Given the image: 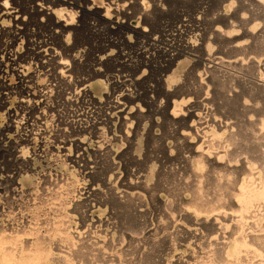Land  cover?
<instances>
[{"label": "rangeland", "instance_id": "374dc122", "mask_svg": "<svg viewBox=\"0 0 264 264\" xmlns=\"http://www.w3.org/2000/svg\"><path fill=\"white\" fill-rule=\"evenodd\" d=\"M165 2L167 10L171 12V14L166 15L163 19L164 21H167L168 18L170 19L173 13L175 16V12H189L193 13V16L196 14L201 15V26L207 27L209 31H212V33L215 34H210V37L212 35L211 39L214 38L212 39L213 41L211 40L212 45H210V47H212H204L205 51L202 54H191L186 60H184L185 62L180 65L176 62L175 64H172V66L171 64L169 66L168 62L170 61V57L168 58V55H165V52L162 51L168 48V45H166L165 42H154L144 37L138 38L137 40V38L134 37V43L127 41L128 43L130 42L128 45L121 40L120 32H117V30H114L111 26L109 27L106 24L96 22V26L91 27L92 32H88L87 38L84 40L85 46L88 48L92 47L91 49H93L89 55L85 56L84 61L87 63H94V58L97 57V54L98 56L103 54L107 55L111 49L113 50V60L116 63V66L106 72V77L109 76L108 78L111 79L110 81H114L112 85H109L108 96L105 93L103 94V98L93 97L95 94L86 86L88 81L84 80V78H87L90 73L85 71H81V73H76L72 76H67L66 80H60L50 74L51 77L49 75L42 83L41 87L46 86L43 89L44 91H48L51 88L50 92H46L47 94L44 92V98L48 99L50 103L55 105V113L58 114V116L60 115L64 117L74 114V111L79 113L82 110H86V113L88 110H92V112H89V114L87 113V115H90L93 119L105 117L107 112L110 111L107 107L116 101L114 97L120 95L119 93L124 92L126 94L130 93L131 95L132 93L136 95L135 100L127 102V107L122 114H119L118 110H115L116 112L114 111L115 114L120 117L117 119L115 115L112 122L113 132H108V134L106 133L107 135H101L98 132H96V134L93 132L85 133L87 137L84 146L87 152L84 159L86 160H81L78 163L79 165H77L70 159L71 156L72 158L76 157V154L79 153L74 150V148L70 157L65 156L64 151L59 152L54 148L56 144L53 143L52 136L57 128V120L53 121L50 128H47L40 123L30 125L29 128L31 129L32 126V128H34V133L37 132L35 135L38 136V139L41 140L44 145H49L46 152L42 153L43 161L37 162L38 164H36L35 170L32 171L33 173L37 172L34 174L33 183L30 184H22L23 182L20 179L22 171L18 173L20 177L17 175L18 178H13L17 181L15 183L13 181L11 182L12 177L9 175L14 171H18H12L13 164H15L14 161H16L14 156L15 152L14 150L9 149L12 152L7 151L5 155L0 153V162H4V158L5 161L10 159L6 164L8 167L2 165L4 170L2 169L0 171V179L1 177H10L9 183H5V180L0 181L1 184L4 183L5 185L3 186L0 184V232H4L3 230H5V233L7 234L12 233V235H16L19 240L17 242L19 250L22 246L25 247L28 245L27 248H29V245L36 235L33 234L35 233L34 230L40 228L41 231H45L43 229H47L48 227V229L50 228L48 233H54V241L51 245L53 251L56 252L55 254L51 253L52 256L68 255L72 249H77L83 242H85L95 248V250L91 251L92 253H99L102 260H104L101 261L104 263H101L100 261L94 262V259H91L92 262H90L91 260L88 259L85 263L83 261L70 264H145L143 262V257L145 256L150 257V259L152 258L155 261V264H193V262H195L193 259L194 257H197L199 260L206 258L209 259V251H207L209 250V247L211 248L217 242L219 243L225 240L227 232L230 233L231 228H234L237 225L238 216L236 212L234 213L228 210L226 214H219L216 211H213L207 216L204 213L198 215L197 213H192L193 216H189V211L194 210L190 209L186 212L182 202L187 203L189 201L192 197L191 187L198 181V174L196 175L197 172L194 171L192 165L194 162L192 159H194V157H201L203 162H206H204L206 165L203 162L201 164L204 166L205 173H208L210 165L213 164L215 166L219 165L223 167L222 165L226 162L228 166L241 167V164L243 165L247 162L246 153H242L239 156V162L233 161L227 163L226 157L221 158L225 150L231 149L233 146L228 145L227 142H222L223 140L218 137L215 138L207 127L213 123L212 121H214L215 118L217 121L219 120L222 122L223 125L226 123H232V118L227 119L224 115L230 113L226 110L230 109L229 111H233L235 105H232L227 109H220L217 102L215 103V101L212 100L209 101V99L210 97L211 99L214 98L212 95H215V92H224L223 90H226L225 92L234 95L236 91L241 92L252 85H264V50L259 47V49L262 50L261 52L259 49L252 48L253 44H255L253 37L257 36L259 39L264 37V3H262L261 0H193L192 3L189 4H178L176 1H173L172 3L171 0H169V2L166 0ZM22 3H25L24 5H30L27 0H23ZM172 6L173 8H171ZM221 13H223L224 16H222ZM198 15L194 17H197ZM131 23H133L132 25H136L138 24V20L134 18L131 20ZM140 25L143 26L142 22ZM218 27L224 29V31L227 30L225 31L226 34L224 33L225 35H222L223 37H219L220 35L214 33L215 28ZM216 36H218V38ZM169 37L173 39L171 40ZM167 38L170 40H168V44L177 41V39L175 40V38L171 36H167ZM219 38L222 41L225 39L224 42H226V44L224 43L222 45ZM231 40V43H227V41L230 42ZM239 42L242 45L239 44ZM250 44L251 46H249ZM117 47L121 49L119 50ZM256 50L258 51V54ZM218 51H220V53L222 51L221 56ZM124 52L127 53L125 54ZM137 60H139L138 62L144 60L145 63L144 66L139 69L140 71L137 70L135 72L130 69V65L138 63L136 62ZM202 61L204 62L201 64ZM125 65H128V67ZM162 65H167V67H163ZM253 65L254 67H251ZM193 66L195 67L194 70L191 69ZM118 67H121L122 69ZM164 69L168 71H163ZM192 70L193 72H191ZM188 71L193 77L196 76V79L194 77L193 83L189 84L190 91L188 90L186 93V90L189 88L186 86V88H180L179 83L182 79L188 78L190 75ZM172 72L178 74L182 79L177 77V81L179 82L174 81L173 83L172 81L173 85L170 83V87L166 79L169 74H172ZM182 72L183 75L181 76ZM185 73L187 75H185ZM219 74L220 76H218ZM210 75L212 77L216 75L213 79L218 76L223 80L224 85L220 83L222 80L218 83L217 81H219V79H216L217 81H215ZM138 76H142L139 79V82L137 79ZM129 79L132 83H129L131 82ZM122 80H128L125 82L127 84H124ZM209 81H212V83ZM219 84L223 85V87ZM192 87L197 91L193 90ZM180 89L181 91L184 90L181 92L179 91ZM216 89H218V91ZM185 94L187 95L185 96ZM130 95H127L128 98H131ZM250 100L252 102H250ZM253 101L254 99L252 100L250 97V103L246 102V104L251 105ZM239 106L236 105V107L241 109L242 104L239 103ZM259 106H261V102ZM259 109L260 108H256L255 111L250 112L247 115L250 116V114H253L251 118L257 119L259 116L256 114L260 112ZM243 119H245V117H243ZM207 129L209 132H207ZM97 135H100V137ZM113 136H115L116 140ZM132 138L135 139L133 140ZM133 141L135 143H133ZM107 149L112 151L109 152ZM197 155L198 157H196ZM102 158H104V161ZM105 159H108V161L112 163H110L112 166L115 165L113 170H105V172L107 171V174H105L106 176L111 173H114V175L116 174L115 177H113L114 180L112 183L117 190H120V186L123 184L121 181L126 182V179H134L135 181L141 179L139 182H146H141V187L143 188L139 186L140 188L137 187L136 189H132L134 193H141L142 203H145H143V205L147 210L146 216L144 215V218H141L142 222L145 223L142 225L143 229L141 228V233L140 230L138 231L139 234H132L129 231H126V236L119 237V233L114 232L113 229L115 225L114 222H117L118 219H114L110 216V207L100 205L88 209L85 206L87 202L95 203L96 200L99 201L97 196H95L97 194L94 188L102 183L100 177L103 179L105 175H101V173L99 174V172L96 171L107 164L108 161H105ZM80 163L83 164L86 169H83L84 166L80 167ZM220 163L222 165H220ZM96 165H99L97 169L95 168ZM123 167L124 169H122ZM90 172H92V174ZM94 172L97 175L93 174ZM224 173L225 171H220L214 172L213 174L223 181L227 180L223 176ZM244 174L241 178H244ZM93 175L97 177L95 178ZM121 178H123V180ZM200 182L201 184H209L207 176L202 177ZM13 187H17V189L14 190ZM6 188H8L9 191ZM24 189L26 192L23 191ZM5 190L7 191L5 192ZM92 190H94V192H92ZM146 190H150V193ZM13 192L15 194H13ZM90 192L91 195H89ZM10 195L12 196V200ZM208 195L209 198H212V194ZM87 196L88 199H86ZM186 199H188L187 202H185ZM20 201H22V203ZM166 202L175 203L169 205L170 203L168 204ZM175 204H178L179 206L177 205L176 207ZM8 205H11V207ZM37 205H41V208L44 209L42 214L38 216L39 218L37 217V219H34V217H36L35 209ZM77 205L83 209L81 210ZM161 205H163L162 207L164 209ZM170 206L172 207L170 208ZM85 207L88 212L87 219H89L88 221H85L86 225L83 223L84 221L80 214L81 211L85 210ZM174 208L175 210H172ZM107 209H109V211H107ZM160 209H163V212ZM169 209L171 211H169ZM75 210H78L79 212ZM160 211L162 212V215L160 214ZM215 214L218 215L215 216ZM201 218L206 219V222L211 221L210 223H215L216 226H214L215 228L213 232L206 229L207 227L204 226L205 220H202ZM57 221L60 227L67 228V231L70 233L74 232V235H72L74 236L75 244L69 246L68 241L60 242L59 239L57 240L60 234L56 233L57 227H59L58 224L55 223ZM95 221L98 222L96 223ZM201 221L204 222L202 223ZM36 223H40L41 225L38 227ZM224 223L231 224L232 226L230 225V229L228 227L225 228ZM235 223L236 225L234 226ZM49 225L54 228V231ZM244 228H246V231H249L250 229L249 225L244 226ZM75 236L77 237L75 238ZM27 239H29L28 242ZM60 244L62 245L57 247ZM106 244L108 246H106ZM96 247L99 252L96 251ZM253 259L254 264L263 261V258L260 256H255Z\"/></svg>", "mask_w": 264, "mask_h": 264}, {"label": "bare ground", "instance_id": "6f19581e", "mask_svg": "<svg viewBox=\"0 0 264 264\" xmlns=\"http://www.w3.org/2000/svg\"><path fill=\"white\" fill-rule=\"evenodd\" d=\"M22 1L7 0V3H5V0H0V153L2 155H5L7 151L14 150L15 152L14 156L16 161H14L15 164H13L12 171L13 170H18V171H14L12 172L11 175H9L12 177L11 182L13 181L14 183L17 180H14L13 178L17 177V175L19 176L18 173H20L21 171L22 172L20 174L21 175L20 179L23 182L22 184L33 183L34 174H36L37 171L35 173H33L32 171L35 170L36 164H38L37 162L43 161L42 153L46 152V149L49 148V145H44V143L38 139V136L35 135V133L37 132L34 133V128H32L31 126L30 129L29 128L30 125H34V123H40L43 126L45 125L47 128H50L52 126L53 121L57 120L58 121L57 128L56 129L54 128L55 133L53 132V136H52V141L53 143L56 144L54 148L59 152L64 151V154L67 157H70L72 155L74 148V150L78 151L79 153L76 154V157L72 158L71 156L70 159L72 162H75V164L79 165L78 163L84 159L85 154L87 152L84 146L85 139L87 137L85 133L93 132L96 134V132H98L101 135H104L106 133L108 134V132H113L112 122L116 115L115 110H118L119 114L120 113L122 114L127 107L126 106L127 102L130 101L132 102L133 100L136 99V95L132 93L131 95L130 93H128L131 96V98L130 97L128 98L127 96L128 94L124 92L119 93L120 95H117L118 94L117 93L115 94L117 95V97H114L116 101H114L110 106H108L109 108L107 107V109H110V111L108 110L109 112H107L105 117H98L96 119H93L90 115H87V113L88 114L89 112L91 113L92 110H88L87 113L86 110H82L79 113L74 111V114L68 115L66 117L60 115L58 116V114L55 113L56 111L55 105L53 103H50L48 99L44 98V92L45 93L48 91L50 92L51 88L48 91H44L43 89L46 86L41 87V85L50 74L55 76L56 78H59L60 80H66L67 76H72L75 75L76 73H81V71L90 73L87 78H84V80L88 81L86 86L89 87L95 94V95L91 94L93 95V97L103 98V94L106 93L107 95L109 85H112V83L114 82V81H110L111 79L108 78L109 76L106 77L107 70H111L116 66V63L113 60V54H114L113 50L111 49V51L107 55L103 54L98 56L97 54V57L94 58L95 59L94 63H87L84 61L85 56L89 55L93 50L91 49L92 47L88 48L87 46H85L84 40L87 38L88 32H92L91 27H95L96 22L106 24L109 27L111 26L114 30L120 32L122 38L120 39L128 45L130 44V42H133L134 37H136L137 40L138 38L144 37L154 42H158V41L163 43L165 42V44L168 45V48L162 51L165 52V55H168V58L170 57V61L168 62L169 66L170 64L172 66V64H175L176 62L178 65L182 64L183 62H185L184 60H186L193 53L202 54L205 51L204 49L206 47H210V45H212L211 40L214 39V38L211 39L212 35L210 37V34H213L212 31H209L207 27L201 26V21H202L201 15L196 14L198 16L194 17L196 15L193 16V13L175 12V16L173 13L170 19L168 18L167 21H164L163 19L165 18V16L171 14V12L167 10L166 2H165L166 0H27L30 3V5H24L25 3L23 4ZM171 1L172 3L173 1H176L178 2V4L179 3L189 4L192 3L193 0H171ZM167 2H169V0H167ZM171 8H173V6ZM221 15L224 16L223 13H221ZM134 18L138 20V24L136 25H132L133 23H131V20ZM141 22L143 26L140 25ZM225 31L224 29L218 27L215 28L214 33L220 35L219 37H223L222 35L226 34ZM167 36L174 37L175 40L177 39V41L168 44L169 39L167 38ZM216 37L218 38V36ZM253 38L255 44H253L252 48L259 49L260 47L262 50H264V37H262L261 39H259L257 36ZM127 41L130 42L128 43ZM224 41L220 39L222 45L224 43L226 44V42ZM231 42L232 40L230 42L227 41V43H231ZM239 44L241 43L239 42ZM249 46H251V44ZM218 52L220 53V51ZM65 61H67V63H65ZM138 61L139 60H137L136 62ZM203 62L204 61H202L201 64ZM144 63L145 61L141 60L136 64L130 65L131 66L130 69L135 72L137 70L140 71L139 69L142 68V66H144ZM125 66L128 67V65ZM163 67H167V65ZM251 67H254V65ZM194 68L195 67L193 66V68L191 69L194 70ZM193 70L191 72H193ZM163 71H168V70L164 69ZM182 75L183 72L181 76ZM185 75L187 74L185 73ZM189 76L188 78L184 77L185 79H182L180 78V76H178V74L172 72V74H169L167 76L166 80L170 86V83H172V81L174 83V81L178 80L177 77L182 79L181 82L179 83L180 88L185 86L189 88L187 90L185 89L187 93L188 90L190 91L189 84L193 83L194 77L196 79V76L193 77L191 73ZM218 76H220V74ZM141 77L142 76L137 77L138 82ZM210 77L212 76L210 75ZM217 77L213 80L217 81L216 79H219V81H217L219 83L220 80L222 79ZM122 81L124 82V84H127L125 82H127L128 80H122ZM129 81L131 80L129 79ZM212 81L209 82L212 83ZM129 83H132V81ZM173 83L171 85H173ZM220 83L224 85L223 80ZM221 84L219 85L223 87V85ZM247 89L241 92L236 91L234 95L225 92L226 90H223L224 92H222L221 89L220 90L221 92H217V93L215 92L214 93L215 95H212L214 96L213 99H211V97L209 99V101L212 100L215 101V103L217 102L218 105L220 106V109L221 108L227 109L230 106L235 105L233 111H229L230 109L226 110L227 112L230 113L224 115L227 119L232 118L231 121L232 123H226L225 125H223L222 122H220L219 120L217 121V119L215 118L216 120L214 119V121H212L213 123L207 127L210 133L215 138L218 137L219 139L223 140L222 142H227L228 145L233 146L231 149L227 148L228 150H225L221 158L226 157L227 163L233 161L239 162L240 161L239 156L242 153H246L247 162H245V164L243 165L241 164V167L228 166L226 162L224 163L226 165L224 164L222 165L220 163V165H222L223 167L219 166L218 164H217L218 166H215L213 164L210 165L208 169L209 171L208 173L206 172L207 173L206 174L204 172V166L201 165L203 159H201V157L200 158L194 157V159H192L194 161L192 164L194 167L193 169L194 171L197 172L196 175L198 174L197 175L198 181L197 183H194L193 186L191 187L192 197L190 199L188 198L189 201L188 199H186L185 202L188 201L187 203L182 202L186 212H188L190 209L194 210V211L190 210L188 215L191 216L192 213H197V215L204 213L207 216L213 211H216L219 214L220 213L226 214L227 211L230 210L234 213L236 212L238 216L237 225L236 223L234 224V226L236 225L237 227L233 226L234 228H231V232L230 233L227 232L225 240L219 243L217 242L211 248L209 247V250H207L209 251V255H208L209 259L206 258L199 260L197 257H194L193 259L195 262H193V264H254L253 257L255 256H260L263 258V261L257 264H264V103H263L264 85L256 84V86L252 85ZM216 90L218 91V89ZM179 91H181V89ZM186 95L187 94H185V96ZM250 97L252 98V100L254 99L251 105L246 104V102H249ZM250 102L252 101L250 100ZM260 102H261V106H259ZM239 103L242 104L241 109L236 107V105L239 106ZM256 108H260L259 109L260 112L258 114L255 113L256 115L259 116V118L252 119L251 116L253 114H250V116H248L247 114L255 111ZM69 117L71 118L68 119ZM116 117L118 119L120 116L118 117L116 115ZM243 117H245V119H243ZM208 129L207 132H209ZM97 136L100 137V135ZM113 137L115 139V136ZM133 143L135 142L133 141ZM196 157H198V155ZM102 159L104 161V158ZM9 160L5 161L4 158V162L3 161L0 162V171L5 167L4 165H6ZM105 161H108V159H105ZM110 163L111 162L108 161L107 164L106 165L104 164L105 166H103L102 168L100 167L99 170L97 169L99 165L95 166V168L97 169V171L95 169L96 172H99V174L101 173V175H105L103 179L102 177H100L102 183L98 187L94 188L97 194L95 196H97L99 201L96 200L97 203L94 201L96 205L95 203L87 202L85 206L88 209H90V207H94V206L98 207L100 205L101 206L105 205L106 207H110V212H109L111 214L110 216L114 219H118L117 222H114L112 220L111 221L115 223L113 229L114 232L119 233L120 235L119 237L126 236V233L128 231L132 234L134 233L139 234L138 231L140 230L141 233L142 225L143 223H145L142 222L141 218L144 215L146 216L147 210L143 205L144 202L142 203L141 193L140 192L134 193L132 189L133 188L136 189L137 187L140 188L142 184L141 182H145V181L139 182L141 180L140 178H138L140 179L139 181L136 180L138 182H136L134 179L133 181L124 178L126 179V182L121 181L123 182V184L120 186V190H117V188L112 183V181L114 180L113 177H115L116 174L114 175V173H111L106 176L107 171L105 172V170L108 169L111 171L115 166V165L112 166L111 165L112 163L111 164ZM83 164H81L80 167L84 166ZM6 166L8 167V165ZM83 169H86V167L84 166ZM122 169H124V167ZM220 171H225L223 176L227 180L222 181L216 175H215L216 177L214 176L213 174L214 172H220ZM92 172L90 173L92 174ZM93 174H95V172ZM243 174L245 176L244 178H241ZM206 176L209 180V184H201L200 181L202 177H206ZM121 179L123 180V178ZM3 180H5V183L7 182L9 183L10 177L9 178L1 177L0 181ZM1 185L5 186L4 183ZM13 189L15 190L17 189V187L15 188L13 187ZM6 191L7 190H5V192ZM23 191H25V189ZM149 191L147 192L150 193ZM92 192H94V190H92ZM13 194L15 193L13 192ZM208 194H212L211 196L212 198H209ZM89 195H91V192ZM86 199H88V196ZM11 200H12V196H11ZM22 201L20 202L22 203ZM169 203L168 204L171 205L172 203L175 202L172 203L169 202ZM11 205L8 206L11 207ZM163 205H161V207ZM80 206H78V208ZM86 207L85 210L81 211L80 213L82 216L81 218L84 221L83 222L84 224L86 220L87 221L89 220L87 219L88 212L86 210ZM171 207L172 206H170V208ZM43 209L41 208V205L36 206L35 209L36 217H34V219L35 218L37 219V217L42 214ZM80 209L82 210L83 208L80 207ZM163 209L160 210L162 211ZM172 210H175V208ZM107 211H109V209H107ZM169 211L171 210L169 209ZM162 212L160 213L161 215ZM217 215L215 214V216ZM204 220L205 222L201 221L202 223L204 222L205 225L204 224L203 225L207 227L206 229H208V231L210 230L211 232H213L215 228L214 226H216L215 223H210L211 221L206 222V219ZM55 223L58 224V221ZM36 224L38 227L39 225H41L40 223H36ZM230 225L231 224L224 223L225 228L228 227L230 229ZM246 225H249L250 228L249 231L245 230L246 228H244V226ZM58 226L59 227H57V230L55 229L56 233L58 234L60 233L57 240L59 239L60 242L68 241L69 246L75 244L76 242L74 243V236H73L74 232L70 233L67 231V228H62L60 227L59 224ZM51 228L54 231V228L52 226ZM43 230L45 231H41L40 228L34 230L35 233L33 234L36 235L34 240L29 245V248H27L28 245L25 247L22 246L20 250L17 244V242L19 241L18 237L16 235H12V233L9 234L5 233V230H3L4 232L1 231L0 232V264H70L74 262L80 263L83 261L85 263V261L88 259L90 260L94 259L93 260L94 262L104 261L100 257L99 253H92L91 251L95 250V248H93V246L85 242H83L77 249H72L70 253L67 252L69 253L68 255L52 256L51 253L55 254L56 252L53 251L51 245L54 241V233L53 234L48 233L50 230V228L48 229V227L47 229H43ZM76 237L77 236H75V238ZM28 241L29 239H27V242ZM61 245L62 244H60L57 247H60ZM106 246L108 245L106 244ZM96 251H97V247H96ZM90 262H92V260ZM143 262L145 264H155V261L152 258L150 259V257L148 256L143 257Z\"/></svg>", "mask_w": 264, "mask_h": 264}, {"label": "snow or ice", "instance_id": "6c2138e0", "mask_svg": "<svg viewBox=\"0 0 264 264\" xmlns=\"http://www.w3.org/2000/svg\"><path fill=\"white\" fill-rule=\"evenodd\" d=\"M262 3H264V0H261ZM5 3H7V0H5ZM65 63H67V61H65Z\"/></svg>", "mask_w": 264, "mask_h": 264}]
</instances>
